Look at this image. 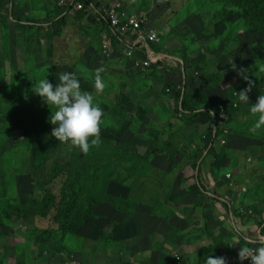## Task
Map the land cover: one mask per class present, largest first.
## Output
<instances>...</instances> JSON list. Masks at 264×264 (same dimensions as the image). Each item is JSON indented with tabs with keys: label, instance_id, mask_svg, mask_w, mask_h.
Segmentation results:
<instances>
[{
	"label": "rangeland",
	"instance_id": "obj_1",
	"mask_svg": "<svg viewBox=\"0 0 264 264\" xmlns=\"http://www.w3.org/2000/svg\"><path fill=\"white\" fill-rule=\"evenodd\" d=\"M23 1L0 0V171L3 173H0V255L8 258V264H165V245L168 246L169 241L175 246L174 255H178L182 260L185 254L186 264H193V254L202 252L204 255L202 247L207 246H203L200 240L207 243L210 241L206 235L207 229L206 232L203 231L202 220L195 219L199 214L200 202L204 201L205 197L209 201L210 198L200 190L196 181L198 167L194 157L196 151L201 149L197 145L201 139L200 135L209 131L206 126L209 118L208 115L193 116L181 112L176 114L175 109L179 103L174 93L177 91L176 86L181 75L176 70V61L173 58H182L181 52L186 55L190 48L191 55L189 52L188 54L191 65L193 61L194 63L199 61L204 53L207 57V66L211 67L215 61L218 60V64L220 62L217 54H229L227 64L228 68L232 69V74L243 76L240 79L243 83L244 76H248L249 83L252 76L259 74L262 80L252 83L256 90L260 89L263 94L264 33L247 30L241 22L243 16L239 12L233 15L230 13L231 16L227 18H222L223 13L220 15V12L217 15L205 12L208 9L215 10L213 7L216 0H100L102 4L98 0H93L94 4L102 9L120 7L126 14L146 15L150 25L159 32L162 49H165L168 56L159 65L162 69L147 70L148 76L144 77L147 78L146 84L140 81L143 76L134 80L133 84L128 76H118V79L113 78L115 76H104L106 88L100 90L104 98L100 100L94 98L103 109L100 133L105 139H113L117 143L100 141L96 145H90L88 152L84 153L70 142H64L60 150L32 166L27 162L30 155L27 138L33 137L34 132L38 135L42 131L29 124L27 119L31 114H37L38 110H42L48 120L51 110L55 111V107L51 105L49 107L40 96L22 84L21 71L18 66L13 68L14 64L17 65V53L14 49H7L2 43L3 29L14 26V32L11 33L13 43L19 41L20 34L25 33L26 29L23 33L17 31L21 19L37 22V26L32 30L38 29L36 33L33 31L38 38L43 34L55 36V33L59 34L62 27L72 19L79 22L83 17L80 14L66 15L58 24L57 8L60 0ZM30 4L38 8V10L33 8V11L39 15H27V7ZM202 13H205L204 21ZM96 31L91 36L98 44L100 41L96 38ZM227 35H229L227 39L235 42L228 50L224 47L221 50L215 47L218 49V52H215L211 44L221 45L224 42L222 37L225 36L226 39ZM105 37L111 42L110 34ZM103 40L102 36V45ZM204 42H209L208 46H197ZM36 45L38 48L35 50H39L40 44ZM122 51L124 53V48L121 49L119 46V52ZM58 64H61L60 59ZM29 65L27 61V66ZM188 72L189 76L193 78L196 76L194 80L191 79L193 86L187 89V92L190 98L192 97L190 102L197 105L200 98L196 94L203 84L202 78L198 77L212 72V69H202L197 74L191 70ZM47 73L44 70L38 75V72L34 75L38 77L32 82L36 83L38 79L44 77L50 82L51 76ZM235 76L230 77L232 81H235ZM217 85L219 84L214 87ZM243 85L245 89L246 86ZM80 87L91 95H97L96 90L92 92L90 83L80 80ZM102 92L98 94L101 95ZM30 96L34 97L31 99L33 101H26ZM234 96L237 97V94ZM225 100L224 96L216 94L211 109L217 112L219 105H226ZM239 103L244 106L242 101ZM229 113L231 112L227 109L225 126L230 129V135H233V132L240 135L233 122L236 119L240 122L247 121L249 116L244 117L242 113V117L237 118L236 112L230 115ZM27 132H30L29 136ZM255 132L261 133L258 129ZM221 138L225 139L227 135L224 134ZM243 144L235 146L241 148V152L244 153L236 156L230 151L234 148L229 143L224 148H218L220 155L223 156V159L219 160L220 167L216 165L212 154L206 155L200 173L205 188L211 191V186L214 187L215 181L221 180L222 177L223 184L222 181L226 179L224 174L233 171L231 169L233 161L234 164H239L242 174L246 172L253 175L252 167L255 168V173L258 172L256 166L259 165H254V161L264 154V148L259 145L263 150L255 151V148L251 149L254 142L246 141L244 147ZM149 146L170 154H174L175 146L180 155L175 156L172 163H168L166 157H155L149 159L145 165L136 160L137 157L134 159L130 153H127L126 157L121 156L122 150L126 152L130 149H135L137 156H143ZM78 153L93 156L91 155V159L83 158L79 161L75 167L76 174L85 175L86 179H89L91 172L100 171V178H94L99 189L102 191L103 187L106 188V192L115 201H129L130 207H124L129 211L124 215L117 212L113 208L114 205L112 207L109 203L103 202L92 206V202L93 211L84 221L86 225L80 234L72 237L62 231L63 222L69 215L80 221L82 218L79 219V211L85 206L78 203L72 212L66 214V205L62 206L59 212L46 202L50 195L60 200L65 181L63 174L71 170L73 161L78 160L75 157ZM248 158H252L251 162ZM137 162L139 163L136 164ZM116 167L120 170L114 173L110 181L108 174ZM215 174L220 175L219 178ZM235 176L232 180L241 188H236L235 193L230 195L233 203L248 197L246 183L250 184L253 181L249 178L241 179L238 172ZM242 180L246 182L242 184ZM94 192L96 189L93 188L88 189L86 193L96 195ZM158 198L159 203L156 201ZM9 209L13 212V219L12 215L7 213ZM244 211L247 214L248 210ZM60 213L67 216L59 218L57 215ZM16 226L23 229L17 232ZM51 229L55 232V242L61 241L63 247L61 251L53 248L55 242L52 237L45 242L38 238L42 236V232H49L48 237L53 236ZM223 251L227 252L225 249ZM187 252L192 254L191 257L186 254ZM236 254L235 251L234 259ZM229 261L228 258L226 262Z\"/></svg>",
	"mask_w": 264,
	"mask_h": 264
},
{
	"label": "crops",
	"instance_id": "obj_2",
	"mask_svg": "<svg viewBox=\"0 0 264 264\" xmlns=\"http://www.w3.org/2000/svg\"><path fill=\"white\" fill-rule=\"evenodd\" d=\"M25 1V0H24ZM23 1V2H24ZM98 2L101 3L100 0ZM102 4V3H101ZM121 5V4H117ZM94 8H97L96 13L101 12L102 10L105 11L106 9H102L96 4H94ZM33 6L30 4L27 7V15H39L38 13H35L33 11ZM113 8V7H110ZM35 10H38V8H34ZM109 9V8H108ZM95 10V9H94ZM29 12V13H28ZM76 13V14H75ZM79 12L71 11L67 13V15L71 16L74 14V16H77ZM128 15H135V14H129ZM137 16V15H135ZM83 17V16H82ZM90 17L97 21L96 16L94 14L92 15H86L83 17L79 22L75 21L72 19L70 22H68L67 25H64L62 27V30L60 31L59 34L55 33V36L53 35H45L43 36H38V38L33 34L36 33V30L34 29L36 26L29 27V25L34 24L33 22L35 21H30L28 19H21L19 20L20 24L17 28L18 32H22L25 30L24 34H20L19 41H14L12 43V36L11 33L14 32V26L11 25L9 28L5 27L3 29V37L4 39L2 40V43L4 46H7V49H14L17 53V65L14 64L13 68L15 66H18V69L21 71L20 74V80L22 84H24L25 87L29 86L30 81L36 80L38 76L37 73H43V71H47L48 76H51L50 82L53 83L54 85L56 83H59V75L63 72H72L75 73L77 78L81 80V82H87L91 84L92 87V92L96 90L97 95H92L94 98H97V100H100L104 98L103 92L100 91L101 89H93L94 85V77L97 75L96 69L102 68L103 71L98 73L100 77L102 78V81L104 83V90L106 88V79L104 76H115L113 78H117L118 76H128L129 81L138 80L139 77L143 76V79H141V82H144V84L148 83L146 82L147 78H144L148 68H142L139 66V62L141 57L144 54H148L149 57L152 56V62L153 65L157 64L158 66L161 65L162 61H164L168 54L165 52V49H157L153 46L149 49L150 52H148L144 47H140L142 42L137 46L133 47L128 44V40L126 38L122 39L121 41L118 42V45L116 47L112 44V49L111 52L108 54V57H105L104 52H103V47L101 43V37L104 34L109 33L107 30L102 29V25L99 24H94L93 20H90ZM66 18V17H65ZM100 23V22H98ZM154 27V26H153ZM152 27V28H153ZM46 28V27H45ZM48 28V27H47ZM100 28V32H99ZM46 30V29H44ZM97 30V31H96ZM48 31V30H47ZM95 31L97 32L96 38H99V43L93 39L94 37L91 36V34H95ZM99 32V34H98ZM28 35V36H27ZM33 35V37L31 36ZM37 41V42H36ZM39 43V50H35L38 48L36 43ZM12 43V44H11ZM161 43V42H160ZM209 43V42H208ZM208 43L204 42L202 44H197L198 47L200 45L202 47L208 46ZM123 44V45H121ZM226 44L223 42L221 45H217L216 43H212V49L215 52H218V49H222L223 47L226 49ZM119 46L124 48V53L123 51L120 53L119 52ZM210 47V46H209ZM217 47L218 49H216ZM190 48L186 52V59L185 62L181 58H173L176 61V70L179 73V81H178V88H183L185 89V92L188 94L187 89H189L191 86H193V80L196 78V76L191 77L188 74V71H193L196 72L197 74L198 71L204 69V70H210L212 69V72L208 74H212L213 81L218 83L219 85L215 86L213 89H206L205 87L201 86V89L205 92L207 103L211 105V108H213V98L216 96V94H220L225 97V102L226 105L225 107L231 112L237 113V118L242 117V113L245 116H249L252 121H255L258 116L256 114L251 113L250 108L252 106V103H255L257 100V97L262 94L260 92V89L256 90L254 84H251L250 91H248V99L252 98L248 101H244L242 106L239 103L238 95L239 91L243 90V87L245 84L246 88L249 87L248 80H245V83H243V80H240L243 76H235L232 74V69L228 68V57H230L229 54H217V59L219 58L220 62L218 64V60L215 61V63L210 67L207 66L206 62V55L203 53L202 58H200L199 61L196 63H192L191 65V60L189 58V52ZM191 55V51L189 52ZM29 55V56H28ZM112 55V56H111ZM33 56V57H32ZM170 58V57H169ZM60 59L61 64H58V60ZM164 59V60H163ZM27 61H29V66H27ZM7 65V61L4 62ZM150 72V71H148ZM194 74V75H195ZM243 74V73H240ZM238 74V75H240ZM207 75V73H204V76ZM259 76V74H257ZM152 76V75H150ZM199 76V75H198ZM198 77L199 78H204ZM235 76V81H232L230 77ZM193 78V80H191ZM259 78L262 80V77L259 76ZM261 80H254L251 77L252 82H260ZM264 83V81H263ZM183 86V87H182ZM264 89V85H263ZM263 94H264V90ZM99 95L98 93H101ZM198 92V91H197ZM105 93V92H104ZM234 94H237V97L234 96ZM198 96V93L196 94ZM199 97V96H198ZM200 98V97H199ZM224 101V100H223ZM233 104L236 105V107L233 106ZM103 105V104H102ZM197 108H199V111L204 110L202 107L201 102L196 105ZM209 108V107H208ZM215 110V109H214ZM229 113V115L231 114ZM206 115V114H203ZM209 118V116H208ZM227 120L226 115H225V121ZM249 120L247 121H242L240 122L239 119H236L234 123V128L238 129L240 132H244L247 130V128H239L237 125L239 124H248ZM206 126L209 131L206 132L208 134L205 136V133H202L200 142L197 143L198 146H202L207 144V142L210 140V119H207L206 121ZM233 128V129H234ZM229 129V128H228ZM256 130V129H255ZM253 127V132L257 134L256 136L253 135L251 137H246L243 132L242 134L238 135L233 133V135L228 136L225 138L230 145H232V148L234 150H230L236 155H242L244 153L241 152V148H235L238 144H243V147L245 145V142H254V147L251 149L255 148L256 150H263L262 147L264 148V131H261V128L258 129V132L261 131V133H256ZM248 133V132H247ZM209 138V139H208ZM211 142V140H210ZM203 145H202V144ZM261 145L262 147H259ZM219 144H214V149H216L217 154L214 156L216 160V165L218 166L219 159L222 158L223 156L220 155L219 153ZM256 153V152H255ZM258 154V153H256ZM264 155V154H263ZM260 155L257 157V159L254 161V165H259L256 166V169H258V172L255 173L254 169L252 167V173L253 175H249L245 172V174H242L243 172L239 170V164H234L235 161L231 163V169L233 171H229L227 174H224L225 177L228 175L230 176V179H226L222 181L223 184H221V180L224 178L222 177L221 180L215 181V184L213 185L214 187L211 186V192H215L220 198L226 202L231 210V213H228L220 203L217 201H213L210 196V201L206 200L207 198H204V201H201L199 205H201L199 214L195 219L200 221L201 219V224L203 223L204 225V230L207 229V232H211L213 235L221 234L223 236V240L225 243V250L227 252H224L223 254H218L216 251L217 249L214 248L215 246L213 245L214 241L212 238H209V242H203L204 240H200L201 244L207 245L202 247L205 250L209 248L208 252H204V255L202 252H199V254H193L194 258L192 261L193 264H205V261H203V258L211 255L213 257H220L224 256L225 259L227 260L228 258L230 259L229 262H226V264H246L247 262L240 261L238 259V251L241 246H247L249 247V243H253V247H258L261 242H264V235L261 236L260 230L261 228L260 223L264 222V156ZM249 162H251L252 158H248ZM252 165V166H254ZM241 171V172H240ZM215 172V171H214ZM231 172V173H230ZM236 172L239 173V175L242 178L251 180L253 181L246 185L248 186V197L244 200H237V202H231V197L230 195L235 193L236 188L240 189L241 186L234 184V180L232 178H235ZM216 175V174H215ZM216 175L217 178H219ZM197 181V180H196ZM243 181V180H242ZM218 182V183H217ZM246 181L241 182L244 184ZM245 185V186H246ZM244 186V185H243ZM247 188V187H246ZM223 192H222V191ZM245 190V191H246ZM222 192V193H219ZM238 205V207L236 206ZM235 209V210H234ZM248 210L247 214L244 210ZM256 209V210H255ZM204 210V211H203ZM200 212L201 215L200 216ZM186 228V226L184 227ZM206 232V231H205ZM168 247V248H167ZM174 244H171L168 241V246L165 245V264H186L184 261V258L186 255L182 257V260L178 257V255H174ZM201 248V249H202ZM250 248V247H249ZM236 251V258L234 259V252ZM230 253V255L228 254ZM188 256L191 257L192 254L190 252L186 253ZM173 255V256H172ZM198 255V256H197Z\"/></svg>",
	"mask_w": 264,
	"mask_h": 264
},
{
	"label": "trees",
	"instance_id": "obj_3",
	"mask_svg": "<svg viewBox=\"0 0 264 264\" xmlns=\"http://www.w3.org/2000/svg\"><path fill=\"white\" fill-rule=\"evenodd\" d=\"M77 3H81L85 6V9L82 11H78L80 15H82L83 17H85L87 14L85 12V10L90 9L91 7H95L94 6V2L93 0H73V5H76ZM73 5L70 6V3H68L67 6L64 7H58L57 8V13H58V19H57V23L59 24L62 21V18L65 17L67 15V13L73 11ZM97 10V8H95ZM213 11L211 10H206L205 12H210L211 14H215L217 15L218 12L223 13L222 18H227L230 17L231 14L233 15L234 13H241V15L243 17H241L242 19V24L244 25V27L247 30H251L252 32H256V33H264V0H216V2H214V7H213ZM231 13V14H230ZM76 14V13H75ZM205 17V13H202V19L203 21ZM90 20H93L94 24H99L102 25V29L103 30H107L110 31V21L107 18H104L102 20L101 23L96 22L95 19H93L92 17H90ZM149 20V18H148ZM34 24L29 25V27H33V26H37V22H33ZM148 25H150V21H148ZM150 27H153L152 25H150ZM113 34V33H112ZM229 38V35L222 37V42L224 41V43L226 44V50H228L229 46L234 43V40H229L227 39ZM122 40V36L121 34H113L111 36V43L116 47V45H118V42ZM153 47L157 48V49H162V45L161 43L158 44H154L152 45ZM183 50V49H182ZM181 50V51H182ZM181 59L184 60V58L186 57L185 53L181 52ZM186 59V58H185ZM185 62V60H184ZM162 69L161 67L159 68L158 65H152L148 68V70H152V69ZM161 71H165V70H161ZM252 79L254 80H261L259 78V76L256 74L255 76H252ZM33 81V80H32ZM30 81L29 82V86L27 89H32V84L35 85L34 82ZM203 84H201L203 87H205L206 89L209 88H214V85H216V82L213 81L212 76L210 74H207L204 76L203 80L201 81ZM183 87V86H182ZM177 91L176 93H174L176 95V101L179 103V105H177L176 110V114L178 113H183L184 115H191L193 114V116H201L203 114H206L209 116L210 119V127H211V131H210V140L207 142V144H205L202 148L201 146H198L199 150L196 151L195 153V158H196V162H197V175H196V180L198 183V186L200 188V190L202 192H204V194H207L208 196H210V198L213 201H217L218 203H220L222 205V207L228 212L231 213V210L228 206V204L226 202H224L220 196H218L215 192H211L210 189L205 188V185L202 183V178L200 173L202 172V163L204 158L206 157L207 154H212V155H216L217 151L216 149H214V144H219V148H224L225 146H221L219 143V138H221V136L224 135L223 131L225 128H227L225 125V119H223L222 121H218L217 120V115H218V111L214 112V110L211 109V105L207 103V99H206V95L205 92L203 90H198V96L200 97V102L202 104V107L204 110L199 111L196 107V105L192 104L190 102V99H192V97L190 98V96L185 92L184 87L183 88H178V86H176ZM170 91V90H168ZM30 94V93H29ZM33 96L28 97V99L26 101H33L31 99H33ZM194 105V107L192 106ZM209 107V108H208ZM46 115H44L42 110H38L37 114L33 113L30 115V117L27 119L29 124H33L35 125L40 131H42L40 134L36 135V132H34V136L33 137H28L27 141L29 142L30 145V155H29V159L27 160L28 163H30V165L32 166H36L38 163H40L41 161H43L44 159L47 158V156L53 152H56L57 150H60L62 148V144L64 142H60L58 140H56L54 137L51 136V130L54 127V125L50 124L48 122V120H46L45 118ZM180 118H184L186 119L187 117H180ZM254 122L252 121L251 118H249V122L248 124H239L237 125L239 128H247L246 131H242L243 134L246 137H251L253 135H257L253 132V127H254ZM34 131V130H33ZM261 131H264V126H261ZM242 132H240V134H242ZM248 132V133H247ZM30 132H27V135L29 136ZM234 133V132H233ZM229 135L227 136H231L230 135V129H229ZM100 135V141H105L107 143H117V141L111 139H105L101 133H99ZM33 138V139H32ZM32 139V140H31ZM67 142V141H65ZM183 150V149H182ZM223 150V149H221ZM186 152V151H185ZM130 153L132 155V157L134 156V159H136L135 157H137L136 160H140V162H143L144 165L146 164V162H149V159H153L155 157H166L168 163H172L173 159L175 156L180 155L179 150L174 146V154H170L169 152H164L163 150H160L156 147L153 146H149L148 147V151L145 155L143 156H137L135 149H130V150H126V152H124L122 150V157H126V154ZM91 155L92 154H88V155H84L81 153H78L75 155V157H77L76 159H78L77 161H73L71 170L65 172V174H63L65 176V181L63 183V187H62V196L60 198V200H58V198L56 196L50 195L48 197V201L46 202V204L48 206H50L51 208H55L57 210H62V206L66 205L67 209L65 211V213H70L72 212L76 206L79 204H82L83 207L81 209L80 212V217L79 219H81L80 221L73 217L70 216L67 217L65 219V221L63 222V230L65 231L67 234H70L72 237H75L77 235V233L80 234V232L83 230L84 226L86 225V223H84V221L91 216L92 211H91V203L93 202L92 206H95L98 203H109L112 207L114 205V209L117 210V212L121 213V214H128L129 211L127 208H124L125 206L130 207V202L129 201H115L113 199V197L106 192V188H102V191L99 189L95 179H99L100 178V171H96V172H91V174L89 175V179H86L85 175H79L76 174V165L79 163L80 160H82L83 158H88L91 159ZM93 156V155H92ZM223 159L220 158L219 160ZM139 162H137L136 164H138ZM135 164V166L137 167V165ZM219 162H218V167L219 166ZM120 170V168L116 167L115 169L111 170V173L108 174L110 181L112 176L114 175V173L116 171ZM102 171V170H101ZM60 172V169H59ZM0 173H2L0 171ZM3 174V173H2ZM74 182V184H73ZM96 189V192H94V194L96 195H88L87 190L88 189ZM157 203L160 202V199H156ZM256 210V209H255ZM8 215H12L11 218L13 219V212L9 209L8 210ZM57 216H59V218L61 217H65L67 215L60 213ZM248 216V214H247ZM79 221V222H78ZM62 222V221H61ZM261 228L260 230V235L263 236L264 235V222L260 223ZM21 228L20 226L15 228V231H19ZM52 231V235L53 236H49L48 234L49 232H42V236H39L38 238H40L42 242L48 241L50 239V237H52L53 241L55 242L54 239V230L51 229ZM208 238H212V240L214 241L213 245L215 246L214 248H216L218 251V254H222L224 253L223 249H225V243L223 240V236L221 234H217L216 236L213 235L211 232H207L206 233ZM48 238H47V237ZM249 247H253L251 245H253V243H249L248 244ZM55 250H59L61 251L63 249L62 245H61V241L60 240H56L54 247ZM209 248H207V250H205L204 252H208ZM207 257L203 258V261L206 260ZM215 258V257H214ZM0 264H8V258L3 257V255H0Z\"/></svg>",
	"mask_w": 264,
	"mask_h": 264
},
{
	"label": "clouds",
	"instance_id": "obj_4",
	"mask_svg": "<svg viewBox=\"0 0 264 264\" xmlns=\"http://www.w3.org/2000/svg\"><path fill=\"white\" fill-rule=\"evenodd\" d=\"M103 69H96L97 75L94 77V87L102 89L104 83L98 73ZM248 80V76H244ZM252 81L249 80V87L239 91L238 99L242 102L248 101V91H250ZM32 92L41 97L42 101L51 110L48 122L54 127L51 136L60 142H70L80 151L87 153L90 145L100 142V125L102 124L103 109L95 102L94 97L83 91L80 87V80L75 73L63 72L59 75V83L55 85L44 77L32 84ZM251 113L257 114L258 118L254 122V130L264 126V94L257 97L255 103L250 108ZM250 258L251 264H264V242L256 248L241 246L238 251V259L244 261ZM205 264H226L223 256H207Z\"/></svg>",
	"mask_w": 264,
	"mask_h": 264
},
{
	"label": "built area",
	"instance_id": "obj_5",
	"mask_svg": "<svg viewBox=\"0 0 264 264\" xmlns=\"http://www.w3.org/2000/svg\"><path fill=\"white\" fill-rule=\"evenodd\" d=\"M68 3H70V6L73 5V0H60L59 6L64 7L67 6ZM85 9V6L81 3H77L76 5H73V11L78 12ZM94 7H91L88 10H85L87 15L96 16V19L98 22H102L104 18H107L110 21V28L111 30L109 33L111 36L113 34H121L122 39L126 38L128 41V44L137 47L141 42L142 44L140 47H144L148 52H150V48L154 44L160 43V34L159 32L150 27L148 25V17L146 15L141 16H135V15H128L124 11L121 10L120 7L112 8V9H106L105 11L96 13V9L94 10ZM113 33V34H112ZM104 34V40H103V52L105 57H108V54L111 52L112 44L111 42L105 37ZM151 53V52H150ZM152 56L149 57L148 54H144L139 62V66L142 68H149L153 65L152 62ZM234 107H236L235 104H233ZM227 108L224 105H219L217 108L218 115L217 120L220 122L223 119H225ZM223 133L225 135H228L229 129L225 128ZM228 137V136H227ZM219 143L221 146H225L227 144V141L225 139L219 138ZM227 179H230V176H226ZM256 248V247H251ZM247 264H251L250 258L245 259Z\"/></svg>",
	"mask_w": 264,
	"mask_h": 264
}]
</instances>
